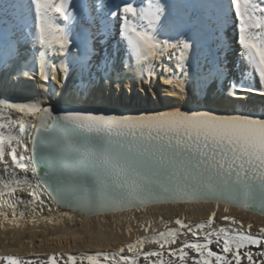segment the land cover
Returning a JSON list of instances; mask_svg holds the SVG:
<instances>
[{
    "label": "snow or ice",
    "instance_id": "6c2138e0",
    "mask_svg": "<svg viewBox=\"0 0 264 264\" xmlns=\"http://www.w3.org/2000/svg\"><path fill=\"white\" fill-rule=\"evenodd\" d=\"M70 2L33 0L37 17L34 37L41 48L39 67L31 75L27 71L12 73L33 82L37 77L42 78L49 91H41L38 98L31 97L27 102L5 100L0 104V161L6 154L10 155L12 165L25 173L23 184L32 189L30 201L9 200L7 206L13 216L21 202L26 206L34 203L36 207L32 211L37 208L51 211L55 205L93 215L187 197L214 199L218 204L238 202L243 197L245 201L258 202L264 211V114L256 118L176 107L164 110L137 107L122 112L60 108L63 93L57 95L56 88L48 85L49 80L54 84L55 78L46 71L45 55L63 54L66 62L63 72L72 75L73 65L80 59L79 49L74 46L69 31L54 20L57 14L64 20L75 19ZM105 7L118 19L120 27L115 36H105L98 41L99 48L93 46L87 52L88 56L99 57V63L115 73L105 75L101 86H109L121 96L128 94L131 86L132 96L152 104H162L165 98L178 101L179 96L187 95L191 91L187 53L194 49L195 37L185 36L179 27L174 36L163 38L139 29L133 22L137 7L131 0L127 3L106 0ZM171 7L170 0H163L156 9L153 18L159 22V29L167 26ZM204 7L219 23L226 22L229 10L234 9L239 46L238 62H233L230 68L222 63L214 65L207 77H223L227 68L229 83L224 98L242 101L249 93L264 96V0H228L227 4L215 0ZM0 8L6 12L8 5ZM129 49L138 61L148 63L127 64ZM173 51H178L180 56L175 63ZM165 53L167 60L163 59ZM56 63H52L53 71ZM129 72H132L130 80ZM5 107L21 115L14 117ZM30 116L34 120L27 122L25 117ZM18 148L23 149L19 154ZM9 167L5 162L4 171L11 177ZM28 172L34 184L27 178ZM20 186L19 179H5L0 197H12ZM4 189H8L7 193ZM214 219L215 213L207 222L195 226L177 219L178 229L145 238L160 248L144 252V259L161 257L165 246L175 243L176 236L186 229L195 239L185 241L179 249L168 248V253L181 261L187 257V249L196 254L193 264H242L244 259L247 264H264V251L256 254L251 251L252 246L264 245V229L260 230V236L237 227L211 229ZM223 219L234 225L241 223L228 216ZM145 240L128 245V251L137 253ZM213 243L220 246L218 250L212 249ZM110 255L111 258L90 254L80 257L79 264L85 261L86 264H129L131 259ZM255 255L261 259L256 260ZM6 260L7 264H25L14 257ZM77 261L76 256L69 255L65 264H77ZM50 264H57L55 257ZM131 264L136 261L132 260ZM152 264L163 261L153 260Z\"/></svg>",
    "mask_w": 264,
    "mask_h": 264
},
{
    "label": "bare ground",
    "instance_id": "6f19581e",
    "mask_svg": "<svg viewBox=\"0 0 264 264\" xmlns=\"http://www.w3.org/2000/svg\"><path fill=\"white\" fill-rule=\"evenodd\" d=\"M207 14H199L198 19L185 16L188 23H183L181 19L178 22L171 20L167 23L169 33L165 31L166 34L161 36V38L174 36L179 27L185 36H194L197 41L194 49L187 53L186 61V71L190 77L188 84L191 91L187 95L179 96L178 101L165 98L162 104H152L132 96L131 86L128 88V94L123 96L119 92H112L109 86H101L105 75L115 73L111 68L105 69L99 63V57L88 56L87 52L93 46L99 48L100 39L105 36H115V34L90 33L88 28L93 18L91 16L81 23L74 20L69 21L72 24H79L77 27L72 24L62 26L69 31L74 46L79 49L80 59L74 63L72 75L67 76L63 72L66 66V62H63V54L46 53V71L55 78V83L49 80L48 85L56 88L57 95L63 93V102L135 108H165L197 104L229 112H233L234 109L235 113L244 111L264 114V96L249 93L242 101L224 98L225 89L229 83L227 68H230L233 62L239 61L235 16L232 14L227 22L219 23L211 12ZM35 18L33 16L32 22L36 20ZM56 18L57 15L54 16V19ZM94 24H91L94 31L100 32ZM18 31H21L22 35L15 34L11 37L0 38V104H3L5 100L17 103L27 102L31 97L38 98L41 91H49L42 78L37 77L33 82L28 78L12 75L17 71H27L31 75L40 63L41 48L31 28H26L25 25L19 26ZM172 55L173 63L179 61L178 51H173ZM167 57L168 53H165L163 59L167 60ZM53 61L57 62L55 71L51 67ZM125 62L130 66L148 63V61H138L130 49ZM15 63H17L16 66H14ZM221 63L227 66L225 76L218 79L208 78L206 74L213 69L214 65ZM131 76L132 72H129V80ZM64 80L67 82L64 83ZM252 82L255 83L254 80ZM5 111H10L17 118L21 115L9 107H5ZM25 119L27 122H32L34 117H25ZM17 130L18 126L13 129L14 132ZM17 151L19 154L23 149L18 148ZM5 162L10 166L8 171L13 173L11 177H8L4 171ZM27 178L33 184L35 183L31 172L27 173ZM5 179L9 181L19 179L21 186L16 188L12 197L7 195L0 197V264H7V257L17 258L25 264H50L53 257L56 258L61 254H67L68 257L84 254L86 257L90 254H107L111 251L128 256L131 260L143 259L144 252L160 248L159 244H154L151 239L145 240V238H156L160 233L178 229L179 226L175 223L177 219L183 220L190 226H195L207 222L213 213H215V219L211 229L237 227L242 231H250L254 236H260V230L264 229V216L217 203L155 206L91 218H82L76 212L63 207L57 208L55 205L52 206L51 211L48 208L43 210L37 208L36 211H32L36 205L33 203L26 206L24 203L31 200L32 191L23 184L25 173L12 165L11 157L7 154L4 160L0 161V188H3ZM4 191L7 193L8 189ZM17 198H23L24 202L17 205L16 215L13 216L12 209L7 205L9 200ZM66 212L67 215H64ZM225 216L232 217L241 223L234 225L231 221L224 220ZM169 223H173L174 226H169ZM249 225H251L250 229ZM180 232L183 234L175 238V243L166 245L165 248L179 249L185 241L195 239L186 229ZM139 240H145V242L137 253H130L128 245ZM212 245L217 246L215 243ZM121 248L124 249L123 253L120 252ZM57 264L61 262L57 260Z\"/></svg>",
    "mask_w": 264,
    "mask_h": 264
},
{
    "label": "water",
    "instance_id": "95a60500",
    "mask_svg": "<svg viewBox=\"0 0 264 264\" xmlns=\"http://www.w3.org/2000/svg\"><path fill=\"white\" fill-rule=\"evenodd\" d=\"M61 109L64 110H81V111H89V112H122L128 109H136L135 107H118V106H109V105H90V104H79V103H73V102H62L60 105ZM176 108H183L186 111H212L217 114L222 115H228V114H244L253 116L256 118H260L262 114L258 113H252V112H238L233 113L225 110H221L212 106H206V105H185V106H179ZM161 110H164V108H159ZM200 203H217L214 199H202V198H195V197H187V198H180L177 200H164L161 202H154V203H148L143 204L139 206H133L130 208H125L124 210H113L105 213L100 214H93V215H83L77 211H73L78 213L82 218H91V217H97V216H108L111 214H117V213H124V212H130L135 211L139 209L144 208H151L155 206H166V205H182V204H200ZM218 204V203H217ZM219 204L228 205L231 207H235L247 212L255 213L264 216V211H261L259 203L255 201H245L243 197L239 199L238 202H232V203H225L223 201L219 202ZM63 207V206H61ZM64 208V207H63ZM66 209V208H65ZM69 210V209H67ZM71 211V210H70Z\"/></svg>",
    "mask_w": 264,
    "mask_h": 264
},
{
    "label": "rangeland",
    "instance_id": "374dc122",
    "mask_svg": "<svg viewBox=\"0 0 264 264\" xmlns=\"http://www.w3.org/2000/svg\"><path fill=\"white\" fill-rule=\"evenodd\" d=\"M169 226H174L173 225V223H169L168 224ZM183 233L182 232H180L177 236H176V238L178 237V236H181ZM211 247H212V249L213 250H218L219 249V245H217L216 247L214 246V245H211ZM262 249V250H261ZM186 251H187V253H188V255H187V257H185V259L183 260V261H181L178 257H176V256H171L169 253H168V249L167 248H165V250H164V252H163V254L161 255V257H159V258H157V257H151V258H149V259H147V260H145L144 258L143 259H141V258H136V264H152V261L153 260H157V259H159V260H161V261H163V264H193V259L196 257V254H195V252L194 251H192V250H187L186 249ZM242 251H247V249H243ZM251 251L254 253V254H256V253H259L260 251H264V246H261L260 248H257V247H255V246H252L251 247ZM110 253L111 254H117L116 255V258L118 259L119 258V256L121 255L120 253H118V252H113V251H111V252H107V254L106 253H100V254H98V255H101V256H103V255H109V257L111 258V256H110ZM120 254V255H119ZM65 255V256H64ZM84 256V254H81V255H76V257L78 258V261H77V263L79 264V258L80 257H83ZM80 256V257H79ZM85 257V256H84ZM125 257H128V256H125ZM56 258H57V260H59V262H61V264H65V261H67V259H68V255L67 254H61V255H57L56 256ZM256 260H259V259H261V257L259 256V255H255V257H254ZM131 262H132V260L130 259V261H129V264H131ZM242 264H247V260L246 259H244L243 261H242Z\"/></svg>",
    "mask_w": 264,
    "mask_h": 264
}]
</instances>
